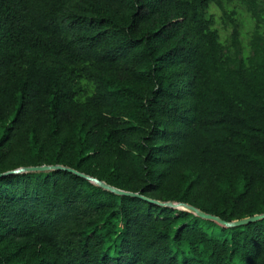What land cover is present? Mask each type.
Here are the masks:
<instances>
[{
  "label": "trees",
  "instance_id": "obj_1",
  "mask_svg": "<svg viewBox=\"0 0 264 264\" xmlns=\"http://www.w3.org/2000/svg\"><path fill=\"white\" fill-rule=\"evenodd\" d=\"M44 165L264 214V0H0V174ZM0 264H264V219L19 173L0 178Z\"/></svg>",
  "mask_w": 264,
  "mask_h": 264
},
{
  "label": "water",
  "instance_id": "obj_2",
  "mask_svg": "<svg viewBox=\"0 0 264 264\" xmlns=\"http://www.w3.org/2000/svg\"><path fill=\"white\" fill-rule=\"evenodd\" d=\"M50 170H65V171H69L71 173H74L78 176H81L83 178H86L94 183H96L98 186L102 187L103 189L112 191L116 194L119 195H124V196H130V197H136V198H141L143 200H146L147 202L153 203V204H157L160 206H170L173 208H177V209H182V210H187L189 212L194 213L195 215L204 218V219H208V220H212L215 221L221 225L227 226V227H237V226H241V225H245V224H249V223H253V222H257L260 220L264 219V214L261 215H255L253 217H247L241 220H236L233 222H227L223 219H221L218 216L212 215V214H208L194 206L188 205V204H183V203H173V202H168V203H164L162 201L159 200H155V199H151L148 198L144 195H141L140 193H135V192H130V191H125L122 189H118L116 187H113L111 185H109L108 183L101 181L97 178L91 177L87 174L81 173L73 168L70 167H65L62 165H44V166H37V167H23L17 170H12V171H8L5 173H1L0 174V178L4 177V176H8V175H14V174H19V173H28V172H36V171H50Z\"/></svg>",
  "mask_w": 264,
  "mask_h": 264
},
{
  "label": "rangeland",
  "instance_id": "obj_3",
  "mask_svg": "<svg viewBox=\"0 0 264 264\" xmlns=\"http://www.w3.org/2000/svg\"><path fill=\"white\" fill-rule=\"evenodd\" d=\"M215 13L217 14V19L219 21L218 27L220 28L222 35L225 37V35L227 34V31L222 28V22L220 20V13L218 11H215ZM243 18H244V22H245V26L243 29L244 34H245L244 39L247 41L246 33L251 29V22L248 19V15L244 11H243Z\"/></svg>",
  "mask_w": 264,
  "mask_h": 264
}]
</instances>
